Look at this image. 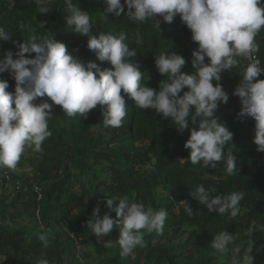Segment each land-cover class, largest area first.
<instances>
[{
	"label": "trees",
	"instance_id": "obj_1",
	"mask_svg": "<svg viewBox=\"0 0 264 264\" xmlns=\"http://www.w3.org/2000/svg\"><path fill=\"white\" fill-rule=\"evenodd\" d=\"M73 3L91 15L94 33H126V42L135 49L129 60L150 77L146 81L148 86L158 91L159 82L166 78L155 66V56L161 52L181 54L187 62L182 71H195L191 61L198 45L179 15L171 23L157 15L159 32L153 21L129 20L126 6L119 17L111 13L105 17L103 0H73ZM51 7L46 14H40L36 0H0V27L12 34V40L22 43L30 26L38 36H53L64 42L83 61H94L102 70L111 68L109 62L99 61L88 49L86 36L67 26L69 13L64 0H51ZM21 23L25 25L23 31ZM255 39L264 65V28ZM12 40L0 41V54L10 49L16 58L18 49ZM31 55L34 54H25ZM238 60L237 67L221 73L220 83L229 99L215 110L233 132L232 143L224 149L225 154L231 151L236 156L238 171L231 176L225 172L224 161L218 162L216 168L191 164L190 149L184 144L190 129L198 125L190 122L189 129L181 133L170 118H163L155 110L138 108L123 91L127 115L119 128H104L99 105L86 119L68 116L61 106L54 105L48 123L52 134L43 142V151L36 153L29 148L18 163L32 165L31 173L0 169V264H38L42 258L49 264H231L232 252L222 253L211 246L215 234L222 231L234 237L230 248L239 247L241 257L246 249H251L254 264H264V152L257 151L253 142L254 119L238 116L241 102L233 91L248 64L243 57ZM0 79L7 80V91L14 92L15 80L9 72L0 73ZM183 91L187 88L181 95ZM44 101L52 103L47 96L38 97L36 103ZM6 170L10 172L9 182L2 177ZM19 183L21 187L17 190ZM199 184L214 187L225 195L244 192L240 215L233 220L227 214L209 213L190 195ZM35 185L41 187V202L36 199ZM125 196L154 210L164 208L168 216L163 234L146 233V246H138L127 258H121L115 242L119 236L115 223L111 234L103 237L105 241L112 240L113 246L105 248L97 242L87 222L97 207L101 218L107 212L117 219L115 212L107 208L106 199ZM117 203L114 201V206ZM17 204L25 211L11 210ZM38 207L40 213L36 214ZM187 207L193 209L192 216L187 215ZM253 222L255 231L248 236L245 233ZM45 229L50 230L46 248L38 238ZM80 246H90L91 250L80 251Z\"/></svg>",
	"mask_w": 264,
	"mask_h": 264
},
{
	"label": "clouds",
	"instance_id": "obj_2",
	"mask_svg": "<svg viewBox=\"0 0 264 264\" xmlns=\"http://www.w3.org/2000/svg\"><path fill=\"white\" fill-rule=\"evenodd\" d=\"M103 2L105 17L109 13L119 17L126 6L129 20L137 23L153 21V27L159 32L157 15L167 23L179 15L190 29L193 42L198 45L193 50L191 61L195 71H182L187 62L181 54L161 52L155 56V66L166 78L159 82L158 91L148 86L146 81L150 77H146L139 65L129 60L135 55V49L126 42V33H94L91 15L73 0H64L69 13L67 26L73 32L86 36L88 49L99 61L109 62L111 68L102 70L94 61H83L73 55L64 42L55 40L53 36H38L30 26L29 35L22 43L12 40V34L0 27V41L12 40L18 49L16 58L10 49L0 54V73L7 71L15 80L12 92L7 91L8 81L0 79V169L15 170L26 149L36 153L43 151V142L52 134L48 123L54 105L61 106L68 116L79 115L84 119L99 105L104 128H119L127 115V95L138 108L155 110L163 118H170L181 133L189 129L190 122L198 125L190 129V136L184 144L186 149H190L191 164L216 168L218 162L224 161L226 174L235 175L238 171L236 156L231 151L227 154L224 151L225 146L232 143L233 132L215 114L219 104L227 103L229 99L220 83L221 73L237 67L239 57L250 59L259 51L255 38L264 28V0ZM36 4L40 14H46L52 8L51 0H36ZM20 28L23 31L25 25L21 23ZM26 53L34 55L25 56ZM261 73H264V67L258 60L249 62L233 95L238 96L241 102L238 116L254 119L253 142L257 151L264 152V79L258 78ZM185 87L187 91L181 95ZM122 91L125 95L121 94ZM45 96L52 103H36L38 97ZM190 195L209 213L227 214L234 220L241 213L240 201L245 193L233 191L225 195L214 187L206 188L199 184ZM114 201H118L115 206ZM106 203L117 219L114 220L107 212L101 218L97 207L87 227L95 234L97 242L111 248L113 241H105L103 237L111 234L115 223L119 229L115 242L119 245L121 258H127L138 246L145 247L146 233L163 234L168 216L166 209L154 210L143 202L129 200L127 196L122 199L112 197L106 199ZM185 210L188 216L193 215L191 207ZM255 228L253 222L245 234L252 236ZM49 234L50 230L45 229L38 237L45 248L49 244ZM233 244L234 237L228 231L215 234L211 242L219 252H232L231 264H254L251 249H246L241 257L239 247L230 248ZM38 264H49V261L42 258Z\"/></svg>",
	"mask_w": 264,
	"mask_h": 264
},
{
	"label": "built area",
	"instance_id": "obj_3",
	"mask_svg": "<svg viewBox=\"0 0 264 264\" xmlns=\"http://www.w3.org/2000/svg\"><path fill=\"white\" fill-rule=\"evenodd\" d=\"M247 62H251V61H259L260 63V66L261 67H264L263 63H262V60L259 58L258 56V53H254L253 56L250 58V59H246ZM260 76H263L264 77V73H261ZM4 178H6V181L9 182L11 180V176H10V172L8 170H6L4 173H3V176ZM8 184V183H7ZM21 185L19 183V185H17V190L20 189ZM34 192L37 194V201L40 202L42 201V198H43V194H42V191H41V188L38 186V185H35L34 186ZM14 196V195H13ZM37 214H39L40 212V209L39 207L35 210Z\"/></svg>",
	"mask_w": 264,
	"mask_h": 264
},
{
	"label": "rangeland",
	"instance_id": "obj_4",
	"mask_svg": "<svg viewBox=\"0 0 264 264\" xmlns=\"http://www.w3.org/2000/svg\"><path fill=\"white\" fill-rule=\"evenodd\" d=\"M31 168H32V165H30L29 163L26 162V163H23V165H18L17 168L15 170H12V171L18 172V173L27 172V173L30 174L31 173ZM14 208H16L17 211H20V212H24L25 211L20 204H17L16 207H12L11 208V210H13L15 212V209ZM85 248H87V250H91V247L90 246H86ZM85 248L84 247H81V246L79 247L80 251H83ZM99 251H100V249L97 250V252H99ZM93 264H97V263L94 262Z\"/></svg>",
	"mask_w": 264,
	"mask_h": 264
}]
</instances>
